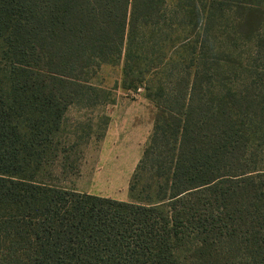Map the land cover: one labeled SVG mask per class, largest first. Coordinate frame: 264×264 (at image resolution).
Returning a JSON list of instances; mask_svg holds the SVG:
<instances>
[{
	"label": "trees",
	"instance_id": "obj_1",
	"mask_svg": "<svg viewBox=\"0 0 264 264\" xmlns=\"http://www.w3.org/2000/svg\"><path fill=\"white\" fill-rule=\"evenodd\" d=\"M221 1L259 32L264 0ZM196 4L0 0V264H264V67L208 49ZM120 63L157 108L130 200L65 184L94 139L69 111L114 103L92 80Z\"/></svg>",
	"mask_w": 264,
	"mask_h": 264
},
{
	"label": "rangeland",
	"instance_id": "obj_2",
	"mask_svg": "<svg viewBox=\"0 0 264 264\" xmlns=\"http://www.w3.org/2000/svg\"><path fill=\"white\" fill-rule=\"evenodd\" d=\"M182 1L187 5L196 1L207 12L215 13V19L212 25H208V31H201L202 35H208V49L227 55L232 62L230 64L234 66L239 64L236 62H241L243 68L251 64L253 73L264 67V59L252 55L258 38L264 39V16L260 21L256 17L250 19L256 27L260 23L259 32L252 37L246 34L250 24L241 20L243 17L253 16L252 11H244L242 17L238 12L243 10L238 9L232 1ZM176 2L177 0H166L168 8ZM199 11L202 14L200 7ZM252 75L245 70L240 71L234 81L242 85L248 80L245 78ZM92 81L110 91L111 99L115 101L92 108L75 106L70 109L69 116L75 122L92 120L94 139L90 140L78 171L67 176L65 184L81 192L130 200V181L152 133L157 108L146 96L143 87H124L122 63L103 64ZM103 115L109 116V123L104 135L96 140L95 136L102 132L100 129Z\"/></svg>",
	"mask_w": 264,
	"mask_h": 264
}]
</instances>
